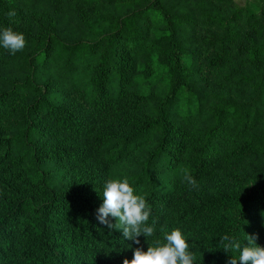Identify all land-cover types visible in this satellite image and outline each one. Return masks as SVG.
Segmentation results:
<instances>
[{
  "label": "trees",
  "instance_id": "trees-1",
  "mask_svg": "<svg viewBox=\"0 0 264 264\" xmlns=\"http://www.w3.org/2000/svg\"><path fill=\"white\" fill-rule=\"evenodd\" d=\"M62 1L0 0V9ZM94 1L140 8L120 18L102 17V27L91 40L66 43L54 35L35 39L24 34L26 45L39 47L23 66L34 73L46 65L60 64L67 71L72 64L80 66L84 75H89V88L82 99L90 118L107 116L121 103L132 108L141 105L143 111L134 119L133 128L102 142L107 147L100 160L107 166L120 163L156 136L154 151L135 162L133 171L120 172V179L127 178L134 194L142 195L151 207L147 223L157 220L154 234L168 220L183 226L216 220L213 228L218 241L200 239L194 264H230L232 257L238 260V250H223L227 243H221L224 235L243 247L248 243L246 235L255 234V243L264 247V176L251 181L242 192L217 196L193 192L187 201L175 195L174 183H187L185 172L198 181L216 170L220 161L230 164L250 154L264 156V37L257 38L264 33V2L252 13L234 6L232 0H214L217 6L234 8L225 16L198 8L201 15L196 18L181 13L169 0H83L87 6ZM198 26L205 27L202 49L185 47L193 37L183 39V35L192 34ZM232 59L245 63L250 73L244 74L239 65L229 67ZM136 64L143 72L141 77L163 86L161 93L127 98ZM198 73L215 82L250 83L254 94L247 101H234L213 90L208 104V94L195 81ZM3 81L0 264H122L129 255L128 241L120 231L110 233L98 223L95 213L101 203L83 185L60 189L51 185L59 174L50 164L75 161L81 154L50 144L51 133L58 129L81 136L88 124L62 112L52 100L48 83L30 77L21 82ZM201 118L208 124L197 138L190 137L186 128ZM157 170L162 171L160 179L154 175ZM163 184L165 191L161 190ZM212 213L225 216L209 219Z\"/></svg>",
  "mask_w": 264,
  "mask_h": 264
},
{
  "label": "rangeland",
  "instance_id": "rangeland-1",
  "mask_svg": "<svg viewBox=\"0 0 264 264\" xmlns=\"http://www.w3.org/2000/svg\"><path fill=\"white\" fill-rule=\"evenodd\" d=\"M164 2L168 0H163ZM264 0H232L234 6L247 8L252 13H257L262 7ZM170 5H178L181 13H191L196 18L201 15V10H215L220 15H227L234 8L232 6H217L214 0H169ZM138 5L131 4H106L94 1L91 6H87L83 0L62 1L58 3H29L19 4L10 9H0V29L12 27L14 31L32 35L35 39H40L46 35H54L66 43H73L83 40H91L97 30L102 27V17H122L139 9ZM263 9V8H262ZM264 10V9H263ZM15 11V17L9 18L7 13ZM205 27L198 26L192 34L185 33L183 39L190 35L193 37L191 44L184 45L195 49H202L201 33ZM211 29V28H207ZM264 33L258 34V40L263 39ZM39 47V46H38ZM38 47H29L25 44L22 51L15 55L9 54L8 50L0 47V89L4 87L3 80L11 82L24 81L25 77L34 79L37 83H48L52 89V100L65 114L76 116L81 123L88 124V130L81 136H70L65 132L56 129L50 135L48 142L50 144H61L66 149H75L80 151L79 158L70 162H55L50 164L54 173L59 175L54 178L51 184L55 189L65 186L77 187L84 186V189L90 193L94 199L100 203L103 202L102 194L105 182L108 179H120L121 171H133V164L141 162L150 155L157 146V138L152 135L143 145L132 150L127 158L120 163L110 166L105 165L101 160L100 153L105 151L104 142L107 138L119 136L133 128L134 119H138L143 108L141 105L134 107L126 104L114 106L107 116L98 118L89 117L88 105L83 101V93L89 88V75H84L81 67L72 64L67 71L60 64L55 66L46 65L39 68L37 72H32L29 67L23 66L27 60L35 54ZM239 65L244 74L250 73V68L241 60L232 59L229 67ZM143 72L137 64L131 77V84L128 87L127 98L137 97L138 93L144 96L149 94H159L162 85L155 81L144 78ZM198 85L204 87V92L208 94L207 103L212 99L209 96L213 90H217L227 95L234 101H247L251 99L254 92L249 84H240L237 80L227 82H215L198 73L195 77ZM262 107V106H259ZM208 124L203 118L196 120L192 125L186 128L190 137L197 138L200 130ZM5 125H3V128ZM261 127V126H260ZM11 129V128H10ZM7 129L6 131H9ZM83 135V136H82ZM101 159V160H100ZM220 166L210 172L207 176L197 181L198 187L175 181V195L183 197L186 201L193 192L200 193L202 196H217L220 193L242 192L253 180H261L264 176V156L250 154L238 163H226L220 161ZM154 175L160 179L163 177L162 171L157 170ZM165 184L162 185V191H165ZM224 217L223 213H212L208 216ZM115 221V220H114ZM216 220L200 221L194 226H183L176 224L172 220L161 228H158V234L151 237H139L140 245H135L132 241L127 242L129 248L127 259L132 258V249L141 247L147 250L148 246H155V242L164 241L165 233L170 234L173 229L179 228L186 242L189 244L190 252L198 251V241L206 239L210 243L218 241L214 232L213 225ZM131 245V247H130Z\"/></svg>",
  "mask_w": 264,
  "mask_h": 264
},
{
  "label": "clouds",
  "instance_id": "clouds-1",
  "mask_svg": "<svg viewBox=\"0 0 264 264\" xmlns=\"http://www.w3.org/2000/svg\"><path fill=\"white\" fill-rule=\"evenodd\" d=\"M15 11H9V18L15 17ZM25 37L12 27L0 29V47L15 55L25 47ZM183 179L193 188L198 187L197 181L187 172ZM103 202L96 209L95 218L100 225L111 231H120L124 240L140 245L139 237H151L155 233L157 220L151 225L147 222L151 215V207L142 195L134 194L127 178L108 179L103 187ZM115 220V223L112 221ZM247 246L241 244L229 235L221 237L224 251L231 249L239 251V258L230 260V264H264V247L255 243L257 236L246 235ZM164 241L157 240L155 246H148L147 250L141 247L132 249L131 260L125 258L122 264H194L195 255L189 251V244L179 228L173 229L170 234L165 233ZM131 247V245H130Z\"/></svg>",
  "mask_w": 264,
  "mask_h": 264
}]
</instances>
